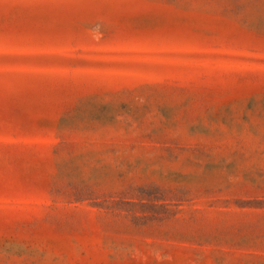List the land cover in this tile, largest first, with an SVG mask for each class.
Listing matches in <instances>:
<instances>
[{
	"label": "rangeland",
	"instance_id": "rangeland-1",
	"mask_svg": "<svg viewBox=\"0 0 264 264\" xmlns=\"http://www.w3.org/2000/svg\"><path fill=\"white\" fill-rule=\"evenodd\" d=\"M0 264H264V0H0Z\"/></svg>",
	"mask_w": 264,
	"mask_h": 264
}]
</instances>
